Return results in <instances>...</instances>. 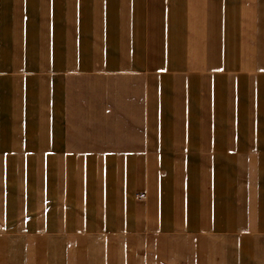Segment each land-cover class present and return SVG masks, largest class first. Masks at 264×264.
Here are the masks:
<instances>
[{
	"label": "crops",
	"instance_id": "crops-1",
	"mask_svg": "<svg viewBox=\"0 0 264 264\" xmlns=\"http://www.w3.org/2000/svg\"><path fill=\"white\" fill-rule=\"evenodd\" d=\"M0 264H264V0H0Z\"/></svg>",
	"mask_w": 264,
	"mask_h": 264
}]
</instances>
